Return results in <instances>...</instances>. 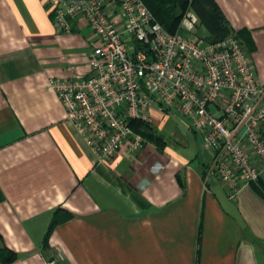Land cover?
<instances>
[{
	"label": "crops",
	"instance_id": "1",
	"mask_svg": "<svg viewBox=\"0 0 264 264\" xmlns=\"http://www.w3.org/2000/svg\"><path fill=\"white\" fill-rule=\"evenodd\" d=\"M212 1L264 84V0ZM69 24L61 30L44 0H0V250L14 254L0 264L56 251V264H264L212 193L225 187L190 124L194 147L168 114L151 123L163 141L96 159L48 84L91 69L88 24ZM232 201L264 240V173Z\"/></svg>",
	"mask_w": 264,
	"mask_h": 264
},
{
	"label": "built area",
	"instance_id": "2",
	"mask_svg": "<svg viewBox=\"0 0 264 264\" xmlns=\"http://www.w3.org/2000/svg\"><path fill=\"white\" fill-rule=\"evenodd\" d=\"M54 22L85 19L93 35L87 75L49 77L69 120L100 162L143 143L130 120L152 123L176 111L190 119L211 172L234 200L241 186L264 173V84L231 33L211 41L196 32L188 9L168 32L143 0H44ZM211 106H214L213 109ZM56 251L42 264H56Z\"/></svg>",
	"mask_w": 264,
	"mask_h": 264
},
{
	"label": "trees",
	"instance_id": "3",
	"mask_svg": "<svg viewBox=\"0 0 264 264\" xmlns=\"http://www.w3.org/2000/svg\"><path fill=\"white\" fill-rule=\"evenodd\" d=\"M149 10L154 15L155 19L159 21L168 32H174L178 28L183 14L191 9L198 16L199 23L208 32L205 35L206 39L215 41L222 39L225 36L234 33L242 42L240 34L234 32L228 25L227 20L222 14L221 10L214 4L212 0H143ZM243 44V43H242ZM244 46V44H243ZM129 124L134 131L143 135L144 139L153 142L163 141V137L157 133L151 123L140 120H130ZM215 182L208 183L211 188ZM1 200V192H0ZM243 237H245L242 231ZM258 247V246H257ZM8 250H0V255L3 261L10 260L14 257L12 252Z\"/></svg>",
	"mask_w": 264,
	"mask_h": 264
},
{
	"label": "water",
	"instance_id": "4",
	"mask_svg": "<svg viewBox=\"0 0 264 264\" xmlns=\"http://www.w3.org/2000/svg\"><path fill=\"white\" fill-rule=\"evenodd\" d=\"M212 193L216 196L218 202L220 203L222 209L231 215L239 224L241 230L243 231L245 237L261 249H264V240L259 239L255 237L249 230V228L246 225V222L244 221L240 211L238 210L237 206L235 203L229 199L227 196L225 190L223 187L218 183L215 184L211 188Z\"/></svg>",
	"mask_w": 264,
	"mask_h": 264
},
{
	"label": "rangeland",
	"instance_id": "5",
	"mask_svg": "<svg viewBox=\"0 0 264 264\" xmlns=\"http://www.w3.org/2000/svg\"><path fill=\"white\" fill-rule=\"evenodd\" d=\"M196 32L198 34H203L207 35L208 32L207 30L202 26V25H197ZM169 116L173 119V121L176 123V127L180 134L183 136L182 138L184 140H187L191 147L195 146V137L193 133L187 128V126L190 124V119L186 116H183L182 114L176 112V111H171L169 113ZM198 145L200 144L199 138H197ZM213 176V174H211ZM215 182V180H211L210 183Z\"/></svg>",
	"mask_w": 264,
	"mask_h": 264
}]
</instances>
